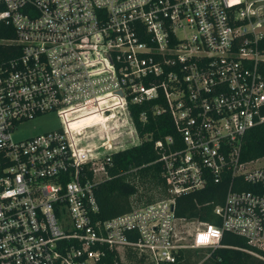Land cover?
I'll list each match as a JSON object with an SVG mask.
<instances>
[{
  "label": "built area",
  "instance_id": "1",
  "mask_svg": "<svg viewBox=\"0 0 264 264\" xmlns=\"http://www.w3.org/2000/svg\"><path fill=\"white\" fill-rule=\"evenodd\" d=\"M0 24V264H170L225 231L264 259V155L242 158L264 125V0H0ZM151 101L175 129L154 142L165 193L97 218L114 153L152 139L130 109ZM51 113L59 129L15 137ZM227 178L220 225L177 216L180 196Z\"/></svg>",
  "mask_w": 264,
  "mask_h": 264
},
{
  "label": "trees",
  "instance_id": "2",
  "mask_svg": "<svg viewBox=\"0 0 264 264\" xmlns=\"http://www.w3.org/2000/svg\"><path fill=\"white\" fill-rule=\"evenodd\" d=\"M3 24H0V39L11 37ZM11 30V29H10ZM13 47V46H12ZM9 50L7 44H0V54ZM7 54V53H6ZM5 57L0 55V61ZM156 102H146L130 107L135 126L141 137L146 134L151 140H144L141 144L128 147L114 153L111 166H108L109 177L96 187V198L99 205L97 218L107 219L130 211L133 208V196L137 195L140 187L149 191H165L163 168L159 163L158 153L154 148L155 140L169 134L175 129L168 112L156 114ZM147 113V120L141 122L139 116ZM99 117L95 115L86 117L87 122H93ZM92 124V123H90ZM264 155V125L253 128L246 136L243 159H253ZM137 168L136 171H131ZM229 178L220 184L211 182L205 190L195 191L180 196L177 199L176 214L181 218H196L203 222L221 224L213 210L223 203L228 190ZM159 187L162 189L159 190ZM164 188V189H163ZM140 194L138 202L149 203L154 196ZM257 248L250 245L247 240L237 234L225 231L218 248H185L177 256V260L170 264H264V259L253 253ZM208 254V255H207ZM128 264H148L144 257L136 252L128 254Z\"/></svg>",
  "mask_w": 264,
  "mask_h": 264
},
{
  "label": "rangeland",
  "instance_id": "3",
  "mask_svg": "<svg viewBox=\"0 0 264 264\" xmlns=\"http://www.w3.org/2000/svg\"><path fill=\"white\" fill-rule=\"evenodd\" d=\"M94 122V121H93ZM87 125H78L77 128H85L89 125H91V122H87ZM61 126V122L60 119L57 117L56 114H47L45 116L42 117H38L35 119H32L30 121H27L26 123H24L19 130L17 131V133L15 134V137L18 139H22V138H26V137H33L45 132H48L50 130H55V129H59ZM264 164V160H260L259 162L256 163V165H262ZM146 190V189H145ZM143 189V187H140V191L137 195L133 196V201L134 204H143L144 202H138L139 199V195L140 194H145L143 200H145L149 195L150 196H154V198H157L158 196V192L156 191V189H154L153 191H149L148 193ZM195 226L196 224H192L191 226H184L182 227V234L185 237L184 242L186 243H191V239L193 238L192 235H190V233H194L195 232ZM193 248H207V247H193ZM208 255V254H207Z\"/></svg>",
  "mask_w": 264,
  "mask_h": 264
},
{
  "label": "crops",
  "instance_id": "4",
  "mask_svg": "<svg viewBox=\"0 0 264 264\" xmlns=\"http://www.w3.org/2000/svg\"><path fill=\"white\" fill-rule=\"evenodd\" d=\"M133 146H134V145H133ZM130 147H131V146H130ZM133 169H134V168H132L131 171H133ZM135 169L137 170V168H135ZM136 170H134V171H136ZM163 179H164V176H163ZM163 183H164V188L166 189L165 179H164ZM164 188H163V189H164ZM160 189H161V188L159 187V190H160ZM161 190H162V189H161ZM164 193H165V191H163V192L160 191V192L158 193L157 196L160 197V196H162V194H164ZM158 197H157V198H158ZM157 198H154V200L157 199ZM133 203H134V201H133ZM143 204H146V203H143ZM137 205H142V204H133V207H134V206H137ZM191 225H192V224H191ZM191 225L189 224V225H187V226H191ZM187 226H186V227H187Z\"/></svg>",
  "mask_w": 264,
  "mask_h": 264
}]
</instances>
